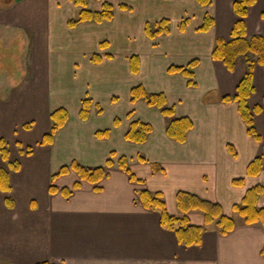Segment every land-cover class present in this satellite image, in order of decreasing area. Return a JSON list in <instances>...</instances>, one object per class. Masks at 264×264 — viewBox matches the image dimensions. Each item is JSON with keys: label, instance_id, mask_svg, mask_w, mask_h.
<instances>
[{"label": "crops", "instance_id": "crops-1", "mask_svg": "<svg viewBox=\"0 0 264 264\" xmlns=\"http://www.w3.org/2000/svg\"><path fill=\"white\" fill-rule=\"evenodd\" d=\"M110 1L88 0L87 8L100 10L103 2H109L112 19L82 21L72 27L67 22L80 9L72 0H10L0 9V23L33 36V68L41 71L47 85L41 129L34 126L29 135L9 138L17 129L24 131L26 121L14 122L19 103L0 102V122H12H4V132L13 145L7 161L0 157L11 185L7 193L0 189V264H264V228L245 224L232 210L247 189L257 184L264 188V156L259 174L247 175L248 164L263 154V144L247 133L237 102L223 99L236 93L248 63L240 56L230 71L211 55L216 38H231L237 20L235 0H211L208 5L197 0ZM262 13L264 0H256L245 17L247 37L264 36ZM206 14L214 25L199 31ZM164 18L169 20L168 31L150 37L146 24L155 30ZM94 55L100 60L92 61ZM194 59L193 84L181 71H168ZM51 72L53 78L48 77ZM138 85L147 93H164L173 117L191 120L184 141L167 134L171 117L159 107L143 98L131 102L130 91ZM253 85L249 105L261 107L254 122L264 136V65L254 66ZM44 92L41 88V100ZM17 93L30 102L27 89ZM84 98L91 105L88 117L81 119ZM58 108L66 109L68 118L53 140L42 144L51 127L50 114ZM135 121L151 126L143 142L125 138ZM106 129V136L97 135ZM111 152L113 164L106 166ZM121 156L141 181L130 180L118 166ZM72 161L105 167L108 176L97 183L99 190L81 181L67 197L49 191L52 182L60 190L71 189L79 180L71 170L52 181V175ZM15 162L16 168L8 166ZM238 178L244 179L242 185L233 183ZM141 190L161 192L171 215L182 214L175 201L180 190L217 202L224 214L233 217L235 228L221 235L212 226L203 232L200 244H180L172 230L161 226L159 211L143 206ZM6 196L11 198L10 206ZM256 205L264 208V191ZM188 218L196 225L204 221L197 210L190 211Z\"/></svg>", "mask_w": 264, "mask_h": 264}, {"label": "trees", "instance_id": "trees-1", "mask_svg": "<svg viewBox=\"0 0 264 264\" xmlns=\"http://www.w3.org/2000/svg\"><path fill=\"white\" fill-rule=\"evenodd\" d=\"M74 4L80 7L78 15L75 18L69 19L67 24L72 27L82 21H95L102 22L104 20L112 19L113 17V6L109 2H103L100 10H90L87 8L88 0H72ZM200 5H208L211 0H197ZM256 0H235L233 3V12L237 17L231 29L229 40H224L222 38H216L214 48L212 50V58L215 60H220L230 71L235 69L237 59L240 56L246 57V62L248 67L243 74L242 79L236 88V93L233 96H226L224 100H234L238 104V110L244 121L247 129V133L253 136L256 140L262 142L264 150V136H261L255 126L254 114L261 111L260 106L250 107L249 98L254 93L253 85V70L255 65H264V36L263 35H253L251 37L246 36V25L245 17L247 16L248 9L252 6ZM120 7H125V5H120ZM264 17V13H262ZM186 20L181 22L180 28L183 29ZM169 20L164 18L160 20L157 24L155 30L150 29V25L146 24V33L154 38L155 36L168 31ZM214 25L213 18L206 14L201 26L197 29L199 31H207ZM250 56H255L256 58H250ZM92 61L97 62L100 60L98 55L92 56ZM132 70L136 71L135 59L132 58ZM197 60L194 59L190 61L187 66H170L168 71H181L186 76L190 77V84H193L191 78L193 77L192 69L195 67ZM131 102H135L139 98H143L147 101L149 105L157 106L161 109L162 113L171 120L166 128L167 134L177 140L184 141L186 132L192 126V122L188 117L176 118L174 116L173 107H168L166 104V97L164 93H147L141 85L134 86L130 91ZM91 105V100L84 98L81 100V108L79 111V116L81 119H86L89 114V109ZM68 118V113L64 108H58L50 114L51 127L50 130L45 133L40 141L42 144L50 143L53 140L54 134L58 129H60L66 122ZM117 122V120H116ZM151 130V126L146 123L139 121L132 122L129 129L125 133V138L134 142H143L146 140L147 134ZM109 130H103L97 132L98 136H106ZM32 147L27 148V153L31 152ZM232 153H235L233 148L229 147ZM9 156V149L6 146V141L3 137H0V157L3 161H7ZM115 156L114 152L110 153V158L106 161V166H111L113 164L112 157ZM262 155L255 157L247 166V175H257L262 168ZM139 160H144V158L139 157ZM14 168L17 167V162L10 164L8 166ZM118 166L123 169L132 181H141L137 179L134 173L128 167V159L125 156H121L118 159ZM155 169H161L160 167H155ZM75 171L79 177V180L74 182L72 188H62L58 190L53 182L49 186L50 192H57L67 197L69 196L73 189L80 187L81 181H87L94 185V189L97 191L100 187L97 183L108 176L104 166L97 167H86L79 164L76 161H72L68 165H63L58 172L52 175V181L59 175L66 174L69 171ZM244 182L243 178H238L233 180L235 185H242ZM0 189L4 192H9L11 189L10 178L7 169L0 165ZM264 191L263 186L257 184L246 190L244 197L241 202L232 205V210L236 212L240 217H242L245 224H255L259 223L264 228V208L258 207L256 205L257 199ZM139 199L143 206L148 209L158 210L160 213V224L162 227L172 230L180 244L186 246L198 245L201 243L202 234L208 228L214 226L216 227L218 233L221 235H227L232 232L235 228V220L232 216H228L223 213L222 206L217 202L208 201L202 199L198 195L188 192V191H178L175 195V201L178 209L182 212L181 215H171L165 206L164 200L162 198L161 192H151L148 190H141L138 193ZM5 202L7 205H11V198L6 196ZM197 210L201 211L203 214V224L196 225L190 223L188 218V213L190 211ZM264 255V247L261 250ZM35 264H55L50 261H42Z\"/></svg>", "mask_w": 264, "mask_h": 264}, {"label": "rangeland", "instance_id": "rangeland-1", "mask_svg": "<svg viewBox=\"0 0 264 264\" xmlns=\"http://www.w3.org/2000/svg\"><path fill=\"white\" fill-rule=\"evenodd\" d=\"M8 1L10 0H0V9L5 8ZM110 2H112V0ZM94 8L96 7L92 4V9ZM77 14L78 13L75 12V17H77ZM33 48L34 38L28 31L20 28L13 29L10 24L0 23V102L15 101L19 103L18 109L16 108V118L14 122L19 125L22 120L24 122L26 121V123L22 125L24 129L21 127L24 131L17 129L14 131L13 135L9 136L11 139H17L19 135L21 137L24 134L29 135L31 134L29 131L34 132V126L38 128V126L40 127L43 123L47 85H43L45 80L41 71L34 70L33 68V61L35 63L34 58L32 59V55L34 54ZM36 74L38 75L37 78L33 76ZM48 77L53 78L54 73H49ZM41 88L45 89L43 100L40 98ZM23 89L29 91L28 97L30 98V102L23 99V97L20 99L18 98L17 92ZM4 122L8 121L3 120L0 122V135L4 136L2 137L6 141V146H9L8 148L13 150V145L11 147V142L8 140L9 138L5 136L7 134L4 132V127L7 125L4 124ZM11 123L12 122H8L9 125H11ZM3 124L5 126H3ZM18 147L19 146L16 145V148Z\"/></svg>", "mask_w": 264, "mask_h": 264}]
</instances>
